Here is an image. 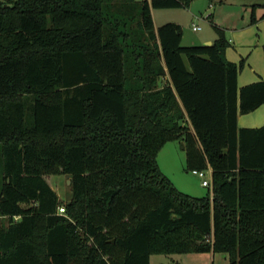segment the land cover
Listing matches in <instances>:
<instances>
[{
  "label": "trees",
  "instance_id": "trees-1",
  "mask_svg": "<svg viewBox=\"0 0 264 264\" xmlns=\"http://www.w3.org/2000/svg\"><path fill=\"white\" fill-rule=\"evenodd\" d=\"M192 1H0V264H264V125L237 126L264 104V80L238 86L244 61L226 59L212 13L211 45L154 27L153 10ZM173 141L186 170L210 169L205 195L160 171ZM61 175L66 201L50 182Z\"/></svg>",
  "mask_w": 264,
  "mask_h": 264
},
{
  "label": "rangeland",
  "instance_id": "rangeland-1",
  "mask_svg": "<svg viewBox=\"0 0 264 264\" xmlns=\"http://www.w3.org/2000/svg\"><path fill=\"white\" fill-rule=\"evenodd\" d=\"M253 3L260 6L264 4V0H217L214 2L213 8L208 7L209 3L207 0H193L187 8L153 10L152 20L154 27H159V25L164 23L178 24L182 30V46L204 45V42H213L216 38V33L209 24L208 15L211 13L213 14L212 22L224 30L226 39L229 37L232 40L233 37L231 32L236 28H241V25L235 22L236 17L238 19L240 18L239 13H249L252 9L250 5ZM225 4H228V6L223 7ZM261 10H263V8H256L257 15ZM216 11L217 15H215ZM193 27H196V31H192ZM233 46L234 43L231 44L227 50L231 51ZM231 52L233 53H230L229 57L237 58L234 50ZM242 61H244V59ZM167 152H169L171 156H169L170 154L167 155ZM157 163L161 171L163 170L165 173L169 174L179 190L185 191L186 187H188L191 191H196L202 195L208 192L209 189L203 187L200 183L202 177L200 178L193 175L191 171L186 170L185 155L181 142H168L167 146L158 153ZM202 171L205 173L204 178L209 179L210 172L208 169ZM68 181V178L62 175L52 176L50 179L52 186L63 201L68 200L70 197L69 185L67 184ZM0 222H2V220H0ZM195 254L197 253H185L183 255L154 254L150 256L149 264H172L173 262H178L179 264H211L212 261V264H228L227 259H224L221 254L215 255L214 259H212L209 253L207 257H202L201 255L203 253H201V255L199 254L201 256L199 258L195 257Z\"/></svg>",
  "mask_w": 264,
  "mask_h": 264
},
{
  "label": "crops",
  "instance_id": "crops-1",
  "mask_svg": "<svg viewBox=\"0 0 264 264\" xmlns=\"http://www.w3.org/2000/svg\"><path fill=\"white\" fill-rule=\"evenodd\" d=\"M0 1H3V0H0ZM215 1L217 0H212V3L208 4V7L213 8V4ZM252 5H257V4L253 3L250 6L252 7ZM227 6L228 4H225L223 7H227ZM246 13L247 12L242 13V14L239 13L240 18L238 19L236 17L235 22L237 24H240L241 28L240 29L236 28L237 30L235 29L231 32L232 33L231 35L233 37L232 40L229 37L227 38L229 43L231 44L234 43L233 49H231V51L234 50V52L237 55V58L229 57L230 53H233V52L228 51V50H226L225 52V57L229 62L239 63L240 62L239 60H243V59L245 61L243 68L238 72L237 78H236L239 87H243L246 85H250L253 82L264 80V19H260V17L264 14V9L261 10L258 15L255 11L257 20L253 24H249L251 11L247 14ZM215 15H217V11ZM211 43L212 42H204L203 44L207 45ZM236 59H239V60H236ZM263 125H264V104L258 107L257 109L253 110V112H250L247 114H238V118H237L238 128L253 129V128L261 127ZM167 144L165 146H167ZM165 146H163V148H165ZM166 154L169 155L170 153L167 152ZM169 156H171V154ZM208 171L210 172V169H208ZM161 172H163L171 180V182L177 188L178 191H182L194 197L203 196L201 193H197L196 191H191L188 187H186L185 191L179 190V188L174 184L169 174L165 173L163 170ZM192 174L195 175L194 173ZM201 253L203 254L202 255L200 253L195 254V257L199 258L201 256L202 257L208 256L207 255L208 253L206 252H201ZM210 254L212 256V259H214L215 255H217L213 253H209V255ZM221 256L224 259H227L225 255L221 254ZM172 264H179V263L173 262Z\"/></svg>",
  "mask_w": 264,
  "mask_h": 264
},
{
  "label": "built area",
  "instance_id": "built-area-1",
  "mask_svg": "<svg viewBox=\"0 0 264 264\" xmlns=\"http://www.w3.org/2000/svg\"><path fill=\"white\" fill-rule=\"evenodd\" d=\"M192 31H196V27H193L192 28ZM192 173H194L195 175H197L198 177H202V180H201V185L203 186V187H207L209 190H211V174H210V178L209 179H205L204 177H205V173L203 172V171H199V172H195V171H193ZM64 212V209H63V207H59L58 209H57V213H59V214H64L63 213Z\"/></svg>",
  "mask_w": 264,
  "mask_h": 264
},
{
  "label": "water",
  "instance_id": "water-1",
  "mask_svg": "<svg viewBox=\"0 0 264 264\" xmlns=\"http://www.w3.org/2000/svg\"><path fill=\"white\" fill-rule=\"evenodd\" d=\"M207 45H211V44H207ZM68 185H70V182L68 181V183H67Z\"/></svg>",
  "mask_w": 264,
  "mask_h": 264
}]
</instances>
